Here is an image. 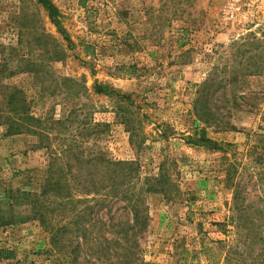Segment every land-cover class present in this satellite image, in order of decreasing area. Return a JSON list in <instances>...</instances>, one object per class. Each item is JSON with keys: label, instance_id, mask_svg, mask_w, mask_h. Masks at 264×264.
<instances>
[{"label": "rangeland", "instance_id": "obj_1", "mask_svg": "<svg viewBox=\"0 0 264 264\" xmlns=\"http://www.w3.org/2000/svg\"><path fill=\"white\" fill-rule=\"evenodd\" d=\"M51 1L65 33L39 0H0V208L5 189L39 192L52 157L77 141L86 156L138 166V262L262 263L264 78L247 79L240 106L237 86L209 87L201 105L227 128L200 120L195 99L212 73L247 62L233 57L235 42L264 46V0ZM95 82L116 92L98 94ZM24 109L41 120L23 122ZM9 117L24 131L5 134ZM202 129L217 148L188 140ZM162 175L163 190H147ZM51 235L37 220L0 226V264H125L121 245L109 257L108 244L96 255L90 241L78 249L74 236L56 245Z\"/></svg>", "mask_w": 264, "mask_h": 264}, {"label": "trees", "instance_id": "obj_2", "mask_svg": "<svg viewBox=\"0 0 264 264\" xmlns=\"http://www.w3.org/2000/svg\"><path fill=\"white\" fill-rule=\"evenodd\" d=\"M39 2L48 10L52 22L59 31L65 33L58 8L51 0H39ZM255 39L250 42L251 39L245 38L248 45L251 46L250 48L244 47V43L240 44L239 41L234 44L233 57L241 55L246 57L247 62L240 61L238 65L234 66L226 65L225 70L212 73L213 76L200 86L195 99V110L199 119L205 124L218 128L231 126V124H226L215 118L205 104L201 105L203 99L209 96V87L217 85L224 89L232 85L237 86L242 91H238L239 93L234 95L232 104L240 106L243 101L245 102L249 98L246 96L247 93H243V88L247 83L249 85L247 79L264 78V46L255 42ZM221 73H224V76L218 81L215 76H220ZM227 73L234 75L232 79L226 78ZM94 90L98 94L116 92L108 85L97 82H95ZM17 93L18 91H14L10 94L9 104L15 105L21 101L20 99L15 100ZM12 109L18 110L17 107ZM15 115H18L25 123L41 120L25 109ZM8 120L10 123L5 134L24 131L23 123L12 122L14 118L11 117ZM201 131L202 136L195 135L189 137L188 140L196 144L214 145L213 148H217L216 141L206 137L205 129ZM79 146L77 141L70 142L62 151L61 156L52 157L39 192L22 191L21 189L4 190L7 207L0 208V218L2 219L0 226L37 220L44 229L50 230L53 244L59 245L64 235L72 236V239L74 236L76 239L73 240L79 242L78 249L81 243L87 244V241H90V250L96 255L104 253L106 244H108L107 255L109 257L117 255L118 250L115 246L121 245L120 255L123 256L125 264H163L151 261L138 262L140 233L147 220L142 207L141 189L143 187L138 188L139 181L137 179L140 178L137 172L138 166L134 162L107 158L100 152L86 156L83 151L78 150ZM68 157H74L75 162L68 161ZM64 159L67 162H64ZM74 170H88L89 173L76 175L73 173ZM146 182L149 183L147 190L159 191L163 190L165 179L162 175L158 179L147 178ZM21 206L29 207L18 212L17 209ZM103 208L107 209L108 219L106 221L97 217ZM123 212L127 213L126 217L119 218V214ZM87 223H90L89 226ZM104 231H108L112 236L107 237L104 235ZM111 244L112 248H110ZM0 252H3V249H0ZM10 255L11 252L7 251V256ZM258 263L259 260L256 261V264ZM259 264H264V260Z\"/></svg>", "mask_w": 264, "mask_h": 264}]
</instances>
